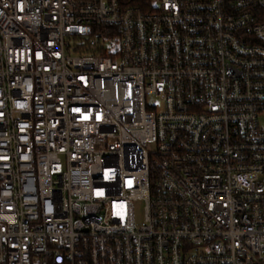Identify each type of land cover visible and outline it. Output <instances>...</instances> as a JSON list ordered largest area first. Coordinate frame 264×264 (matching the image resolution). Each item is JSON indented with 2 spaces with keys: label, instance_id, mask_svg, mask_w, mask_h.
I'll use <instances>...</instances> for the list:
<instances>
[{
  "label": "built area",
  "instance_id": "obj_1",
  "mask_svg": "<svg viewBox=\"0 0 264 264\" xmlns=\"http://www.w3.org/2000/svg\"><path fill=\"white\" fill-rule=\"evenodd\" d=\"M150 4L0 0V264H264V0Z\"/></svg>",
  "mask_w": 264,
  "mask_h": 264
},
{
  "label": "trees",
  "instance_id": "obj_2",
  "mask_svg": "<svg viewBox=\"0 0 264 264\" xmlns=\"http://www.w3.org/2000/svg\"><path fill=\"white\" fill-rule=\"evenodd\" d=\"M152 0H122V3L126 6H137L142 10H149Z\"/></svg>",
  "mask_w": 264,
  "mask_h": 264
},
{
  "label": "rangeland",
  "instance_id": "obj_3",
  "mask_svg": "<svg viewBox=\"0 0 264 264\" xmlns=\"http://www.w3.org/2000/svg\"><path fill=\"white\" fill-rule=\"evenodd\" d=\"M158 107H161V105L158 103ZM262 123H264V119H261ZM142 205L140 203H137L135 205V218L137 223L142 222Z\"/></svg>",
  "mask_w": 264,
  "mask_h": 264
}]
</instances>
